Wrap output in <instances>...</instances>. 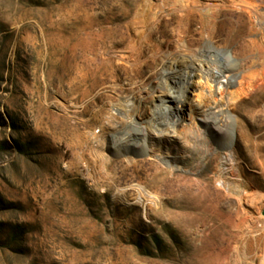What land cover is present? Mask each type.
Returning <instances> with one entry per match:
<instances>
[{"label":"rangeland","instance_id":"rangeland-1","mask_svg":"<svg viewBox=\"0 0 264 264\" xmlns=\"http://www.w3.org/2000/svg\"><path fill=\"white\" fill-rule=\"evenodd\" d=\"M257 10L264 0H0V264H264ZM139 14L156 18L135 48ZM170 40L183 71L203 66L202 91L159 135Z\"/></svg>","mask_w":264,"mask_h":264},{"label":"bare ground","instance_id":"bare-ground-1","mask_svg":"<svg viewBox=\"0 0 264 264\" xmlns=\"http://www.w3.org/2000/svg\"><path fill=\"white\" fill-rule=\"evenodd\" d=\"M181 2V1H180ZM187 1H185L186 3ZM185 7L186 5L183 3L182 5ZM257 14L253 22L256 26H262L264 27V14L260 13L259 10L255 12ZM149 14L143 15L139 14L136 18V24L134 29H138L136 32L138 36L135 38V42L133 41V46L138 48V46H141V44L146 43L150 40V32L149 29L150 20L156 18L155 17H149ZM209 43L210 40H207ZM176 42L178 43V40H170L166 43L165 48L163 51L159 52L158 57L160 59V73L162 74V77L165 78V80H168L169 78L173 79V85L171 84H165L166 89V96L165 97H159L158 99V108L156 109L155 113L152 115V121L153 125L156 127V130L159 135H168V134H175L177 131L178 126H181V124L184 122L183 119L178 116L180 111H183L184 107L188 103L187 98L183 95L185 92H189L194 97H201L199 94H201V86H197V84H200L202 82L200 80V72L202 73L204 71L203 66L199 65V68L197 70H201L200 72H195V65H191L188 68H191L190 71H183L182 67L184 63L179 64L175 63L171 60L172 52L170 50L171 43ZM188 49V48H186ZM214 74L217 76H222V73L220 71L214 70ZM197 79V80H194ZM196 82H198L196 84ZM240 84V83H239ZM201 85V84H200ZM216 86V89L213 91H209V96L215 99L214 102H219L224 97L225 89L229 87L228 80L222 79L221 81H218ZM215 88V87H214ZM177 92L178 95H174V93ZM197 98V99H198ZM199 104V103H198ZM177 106V109L175 106ZM232 106L234 103L231 104ZM231 108V107H230ZM224 110V109H223ZM228 111V110H227ZM216 113L220 112L218 110L215 111ZM229 117H232L230 114ZM232 119V118H231ZM233 122V121H232ZM150 127H152L151 124H149ZM231 130V129H230ZM232 130H234V125L232 126ZM231 134V133H230ZM235 135H231V141L230 146L232 147L233 139Z\"/></svg>","mask_w":264,"mask_h":264}]
</instances>
